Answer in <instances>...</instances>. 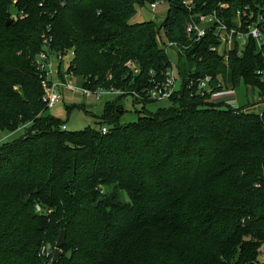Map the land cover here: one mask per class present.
<instances>
[{
  "label": "trees",
  "instance_id": "obj_1",
  "mask_svg": "<svg viewBox=\"0 0 264 264\" xmlns=\"http://www.w3.org/2000/svg\"><path fill=\"white\" fill-rule=\"evenodd\" d=\"M153 1L0 0V130H23L0 146V264H44L39 250L61 230L54 264H264V111L207 101L225 73L233 87L262 93L264 46L247 40L225 66L209 52L211 33L188 41L181 0H165L158 27L129 23ZM192 1L194 12L230 24L258 0ZM157 33L182 49L169 106L151 113L141 102V116L120 124L114 102L97 128L75 132L43 115L34 57L44 39L56 53L72 52L67 72L84 88L142 95L171 66ZM205 76L212 90L201 97L188 85Z\"/></svg>",
  "mask_w": 264,
  "mask_h": 264
},
{
  "label": "built area",
  "instance_id": "obj_2",
  "mask_svg": "<svg viewBox=\"0 0 264 264\" xmlns=\"http://www.w3.org/2000/svg\"><path fill=\"white\" fill-rule=\"evenodd\" d=\"M258 1L254 2L252 5H246L237 9L234 18L231 20L232 22L227 24L224 20L219 18L215 12L211 14L194 12L192 0H181V5L188 13L184 28L188 41L196 43L202 40L208 33H211L216 44L210 46L209 52L215 53L220 57L225 66H227L230 52L234 48H237L239 55L246 46L244 43L249 39L253 40L257 48L261 50L262 46H264V34L262 31V23L264 21V0ZM163 2H165V0H155L146 4L149 5L151 11H154L157 5ZM218 6L219 8L224 9L228 7L221 3ZM155 38L158 47L168 56H170V54H181V48H178L174 43L168 42L167 40L163 42L158 33ZM62 59L63 55L61 53H56L50 49L48 39L43 40L41 51L34 57V67L38 73L42 88L41 102L47 109L52 108L57 102L62 100V93L68 90L78 93L84 100H92L94 102L101 101L106 94H114L118 97L127 95L125 91L113 88L106 90H89L82 86L81 89L72 90L71 79L74 77L67 72V69H62ZM170 61L171 66L164 72L162 80L157 81L153 79L152 86L145 89L142 95L136 92H131L129 96H131L133 100H138L139 102H142L140 100L147 98L155 100L157 104L169 103L171 97L179 89L180 82L177 68L171 59ZM133 65V62H128L126 64V66L130 67L134 73H137L138 70H134ZM257 73L264 74V70ZM210 83L211 77L205 76L202 79L197 80L195 85L192 81L189 82L188 87L190 89L194 86L195 94L202 97L211 92L212 88L210 87ZM220 93L221 92L211 94L210 98L216 99L221 95ZM231 108L236 110L237 106L231 105ZM61 130L66 131V127L61 126ZM99 130L104 134L107 132V127L101 126ZM34 209L35 212L39 214L50 213L44 212L38 204L35 205ZM54 250L55 245L52 246L51 244L46 243L41 246L38 256L44 260V264L55 263L53 262Z\"/></svg>",
  "mask_w": 264,
  "mask_h": 264
},
{
  "label": "rangeland",
  "instance_id": "obj_3",
  "mask_svg": "<svg viewBox=\"0 0 264 264\" xmlns=\"http://www.w3.org/2000/svg\"><path fill=\"white\" fill-rule=\"evenodd\" d=\"M167 8V2L157 5L154 11H151L148 4H145L142 7H136V14L130 19L129 23L136 24L141 22H152L154 26L158 27L165 19ZM11 13H14V9H11ZM245 43L244 45L247 44ZM169 57L176 67L179 55L170 54ZM71 59L72 52L69 51L62 59L63 70L67 69ZM133 69L137 70V66L135 64L133 65ZM71 80L72 90L82 88L81 78H72ZM218 80L222 87L220 91L221 95H219L216 99L209 98L207 100L209 103L214 105L225 104L229 107L234 105L237 106V109H242V112L244 113H254L259 115L264 111V91L262 93H258L257 89L252 88V86L249 85L245 86L241 82L238 86L233 87L228 81L227 73L223 75L219 74ZM62 96L63 99L57 102L52 108L47 109L43 115L50 116L64 122L66 131L68 132L80 131L86 127L97 128V124L101 122L100 118L102 117L105 108L114 102L116 106L120 107L123 111L118 117L120 124L134 122L137 120L138 116H141L139 115L142 109V105L140 104L141 102L133 100L129 95L118 98L117 95L106 94L99 102L84 100L78 93L71 90L64 91ZM140 101H142V103L144 101H148L147 105L145 103L143 105H146V110L151 113H154L158 107L161 108L169 106V103L157 104L155 100L147 98ZM22 134L23 130L20 128L13 133L0 130V146L2 144L13 142L17 138L21 137ZM123 198L127 201L125 195ZM259 261L263 262L264 256H262Z\"/></svg>",
  "mask_w": 264,
  "mask_h": 264
},
{
  "label": "water",
  "instance_id": "obj_4",
  "mask_svg": "<svg viewBox=\"0 0 264 264\" xmlns=\"http://www.w3.org/2000/svg\"><path fill=\"white\" fill-rule=\"evenodd\" d=\"M9 24V22H6V26ZM118 115L122 114V110H117ZM97 204H94V207H96ZM65 237H66V232L65 230H61L58 238L56 240L55 243V250H54V254H53V262H57L59 260V258L62 256L63 252H62V248L65 246Z\"/></svg>",
  "mask_w": 264,
  "mask_h": 264
}]
</instances>
